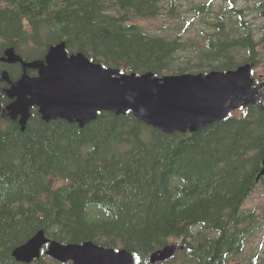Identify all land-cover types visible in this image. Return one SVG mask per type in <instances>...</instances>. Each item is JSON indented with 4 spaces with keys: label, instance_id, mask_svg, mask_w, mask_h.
Instances as JSON below:
<instances>
[{
    "label": "trees",
    "instance_id": "obj_1",
    "mask_svg": "<svg viewBox=\"0 0 264 264\" xmlns=\"http://www.w3.org/2000/svg\"><path fill=\"white\" fill-rule=\"evenodd\" d=\"M182 1L0 0V76L37 74L8 62V50L45 61L59 43L121 72L155 77L262 63L264 23L263 34L254 33L248 11L262 17L264 0L247 9L226 0L228 8L204 19L197 36L152 33L136 22L175 17ZM213 1L191 9L206 18ZM12 102L1 98L3 109ZM241 111L197 132L171 134L132 111H101L84 126L47 121L36 107L25 126L0 112V264H25L13 252L42 229L63 243L125 248L140 264L172 240L183 246L177 264H187L191 245L198 264L221 263L224 239H243L245 248L255 219L243 206L264 185V99Z\"/></svg>",
    "mask_w": 264,
    "mask_h": 264
},
{
    "label": "water",
    "instance_id": "obj_2",
    "mask_svg": "<svg viewBox=\"0 0 264 264\" xmlns=\"http://www.w3.org/2000/svg\"><path fill=\"white\" fill-rule=\"evenodd\" d=\"M6 60L38 69L36 76L23 74L12 80L5 73L0 77L10 85L0 97L6 94L15 99L6 108L8 116L20 118L22 126L37 107L47 121L60 118L84 126L101 111H132L139 120L164 133L197 132L223 121L240 105L257 102L264 94L254 87L250 64L228 71L163 77L151 72L128 74L92 61L84 53L69 54L64 43L52 46L45 62H24L13 50L7 52ZM260 176H264V159L258 180ZM47 244V255L63 263L135 264L134 255L125 248H108L92 240L62 243L51 240L44 230L16 248L13 256L30 263L41 258ZM177 248L176 243L166 245L151 255L149 264L171 259Z\"/></svg>",
    "mask_w": 264,
    "mask_h": 264
},
{
    "label": "rangeland",
    "instance_id": "obj_3",
    "mask_svg": "<svg viewBox=\"0 0 264 264\" xmlns=\"http://www.w3.org/2000/svg\"><path fill=\"white\" fill-rule=\"evenodd\" d=\"M167 4L168 0H163ZM209 0H184L176 5L177 16H163L158 18H139L136 22L145 26L150 32L164 34L169 36H178L180 33L185 32L186 36H197L200 34L202 29L205 27L204 19L214 21L216 13L219 10L228 8V3L226 0H214L213 9L214 11L210 16L205 18V15H197L195 11L191 9L194 2H208ZM257 0H236V7L238 8H253ZM257 12L254 10L248 11V18L251 22L252 29L254 33L258 35L263 34L261 27H263L264 18L257 17ZM260 48L262 51L261 61L262 63L253 68V76L258 82L264 80V41L260 43ZM247 107V106H245ZM235 115L242 114L241 109L234 112ZM243 209L247 213H251L254 221V231L249 236L251 241L247 244V249L250 251L256 250L257 253L254 255L264 254V185H259L255 192L249 197L245 202ZM262 227V228H261ZM171 243H179L178 240H172ZM43 260L45 264H61L60 262L52 259L48 255L42 256L38 261L32 264H37V262ZM177 263L172 259L166 262H159L157 264H173ZM252 263V262H251ZM69 264V263H67ZM140 264V262H139ZM246 264H249L247 261Z\"/></svg>",
    "mask_w": 264,
    "mask_h": 264
},
{
    "label": "flooded vegetation",
    "instance_id": "obj_4",
    "mask_svg": "<svg viewBox=\"0 0 264 264\" xmlns=\"http://www.w3.org/2000/svg\"><path fill=\"white\" fill-rule=\"evenodd\" d=\"M262 17L264 18V15ZM259 88L263 89L264 85H261ZM4 89L5 88L3 87V90ZM1 97H0V107H1ZM262 99H264V96ZM0 112L6 115L8 111L1 107ZM8 115H9V112H8ZM16 121L19 122V119ZM242 240L243 239H224V242L228 241V248L226 250H222V253H219L218 256L220 257L222 262L218 264H246L247 261H249V264H264V254L262 253L260 255H254L257 253L256 250L250 251L247 249V246L245 248L243 247L241 248L240 243ZM178 246L179 248L176 252L175 258L173 259L177 263H178V257H180L179 255L183 248L182 245L178 244ZM237 249H241L240 252L236 253ZM187 252H188L187 264H198L196 262V257L199 256V253L196 252V246L191 245L188 248ZM177 263H173V264H177ZM136 264H139V259L137 257H136ZM212 264H216V263H212Z\"/></svg>",
    "mask_w": 264,
    "mask_h": 264
},
{
    "label": "bare ground",
    "instance_id": "obj_5",
    "mask_svg": "<svg viewBox=\"0 0 264 264\" xmlns=\"http://www.w3.org/2000/svg\"><path fill=\"white\" fill-rule=\"evenodd\" d=\"M179 256H181V253H180V255Z\"/></svg>",
    "mask_w": 264,
    "mask_h": 264
}]
</instances>
